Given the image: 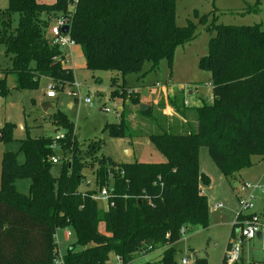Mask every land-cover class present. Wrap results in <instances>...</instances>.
Returning <instances> with one entry per match:
<instances>
[{"label": "trees", "instance_id": "trees-1", "mask_svg": "<svg viewBox=\"0 0 264 264\" xmlns=\"http://www.w3.org/2000/svg\"><path fill=\"white\" fill-rule=\"evenodd\" d=\"M73 3L68 35L80 47L86 70L113 75L111 87L119 77L139 73L146 63L152 70L161 60L171 66L174 50L195 37L191 22L176 26L174 0H8L0 10V46L9 61L0 68V96L8 90L9 76L20 91L37 88L41 77L50 80L55 94L74 83L61 51L46 38L49 23L67 15ZM14 14L18 21L12 28ZM206 30L213 36L199 69L210 74L212 101L185 107L182 98H167L173 115L186 122L146 136L163 156L162 163L116 164L97 157L100 142L95 141L81 150L72 123L56 110L44 120L55 133L62 130L61 139L27 137L19 140L18 152L3 154L0 264H52L54 233L67 228L81 249L69 247L63 264H108L113 256L131 264L148 248L149 253L161 251L157 263L176 264L172 245L181 239L180 230L186 234L208 226V203L199 190V148L207 149L227 181H235L250 165L251 155L264 157V31L218 24ZM129 89L124 83L116 85L111 98L139 97ZM104 131L111 138H133L122 121L106 124ZM10 133L9 125L1 127L0 142H10ZM52 157L60 158L57 177L50 173ZM86 168L93 172L98 191L107 188L112 204L107 209L91 198L97 190L79 191ZM17 180L29 181L27 194L16 190ZM240 214L235 221L249 217ZM221 264H226L224 257ZM233 264H245L242 255Z\"/></svg>", "mask_w": 264, "mask_h": 264}, {"label": "rangeland", "instance_id": "rangeland-1", "mask_svg": "<svg viewBox=\"0 0 264 264\" xmlns=\"http://www.w3.org/2000/svg\"><path fill=\"white\" fill-rule=\"evenodd\" d=\"M43 4H52L54 0H38ZM8 0H0V10L6 9ZM175 24L186 26L187 22L195 25L194 39L174 50L171 66L161 60L152 70L151 63H146L139 73H130L118 78L111 87V75L107 71L90 72L82 69L73 73L74 83L57 90L56 98L51 100L54 109L44 112L40 99L44 97L50 80L41 77L38 87L32 90L20 91L13 87L14 78H6L7 92L0 96V128L9 125L11 141L0 142V178L1 160L5 152H18L19 140L24 138L54 137L62 133L53 131V127L44 120L55 110L62 113L74 127V136L81 150H85L89 142H100L97 157H107L110 161L144 164H156L164 161L163 156L146 139L149 134L160 133L163 126H177L178 117L170 112L171 107L165 103L167 89L175 92L177 98L184 97L185 107H194L198 103L210 104L212 91L210 74L199 69V60L207 55L208 41L213 34L207 32L211 24L224 26H258L264 31V0H174ZM204 17L201 23L200 19ZM17 14L11 17V27L17 25ZM55 22L51 21L46 29V35H51ZM76 47V46H75ZM74 46L71 48H75ZM67 50V49H65ZM9 61L3 56L0 46V68H4ZM1 75V74H0ZM122 83L128 90L138 93L137 98L128 96L121 101L111 98V90ZM72 92L75 98L70 96ZM151 93L149 99L142 100ZM192 93V96L189 93ZM182 95V96H178ZM113 97V96H112ZM174 97V96H173ZM89 98L94 107L84 103ZM120 99V98H119ZM146 101V102H145ZM71 104V106H69ZM140 105L148 106L147 113L140 112ZM170 110H169V109ZM171 116L169 117V115ZM45 116V117H46ZM120 121L126 126L133 138H111L104 131L106 124ZM129 153V154H127ZM18 163L24 158L22 153L17 155ZM250 165L236 174L235 181L224 180L216 164L209 158L207 149L200 147L198 151V169L203 179H200L199 189L208 203V226L187 232L179 241L172 245L174 261L179 264L186 259L187 264H221L232 226L236 216L242 210L243 215L264 214V157L253 154L249 157ZM60 163L53 164L50 173L57 177ZM82 174L84 181L79 186L80 192H91L96 189L93 172L86 168ZM1 181V179H0ZM235 183H238L235 186ZM259 186L252 191V209H242L240 202L244 201L247 193L241 191L243 185ZM28 180H17V191L27 194ZM110 184L108 185V187ZM105 209V203H97ZM216 205H221L216 208ZM238 228L234 230V235ZM71 237L66 240L64 230H56L59 254L65 256L69 247L73 246L78 252L81 246L76 245L74 233L67 228ZM262 240L254 238L244 241L241 248L245 264H264ZM161 251L148 253L144 257L135 259L131 264H159L154 262Z\"/></svg>", "mask_w": 264, "mask_h": 264}, {"label": "built area", "instance_id": "built-area-1", "mask_svg": "<svg viewBox=\"0 0 264 264\" xmlns=\"http://www.w3.org/2000/svg\"><path fill=\"white\" fill-rule=\"evenodd\" d=\"M74 10V3L70 4L68 7L67 15H60L56 18H54L52 21L55 22V26L51 30V35H46V38L48 40V43L51 46L57 47L60 51H64L65 49H70L71 47L75 46L74 41L69 37V26L71 21V13ZM64 27L68 28V32L66 34L62 33V29ZM70 96L75 98V95L72 92H68ZM45 98L47 99H55L56 94L51 88V86L47 87V90L44 94ZM85 104H91V101L89 98L84 99ZM184 104H187V102H184ZM63 137L62 134H59L55 137L56 140L61 139ZM54 148V145H53ZM52 164L60 163L59 157H52L50 159ZM259 186H251L249 184L243 185L241 187V191L244 193H247V197L244 201H241V207L242 209H252V200L253 195L252 191L259 190ZM91 198L96 201V203L104 202L105 203V209L112 206L111 203H108V191L106 187H103L99 194H95L91 196ZM216 208H220L221 205H216ZM240 215L242 216H249L248 218H241L234 222V230L238 228L237 233L234 235V232L232 233L229 244L226 249V254H224V261L226 264H233L237 262L241 256V248L244 241H251L254 238H256L257 235H260V240H262V252L264 254V215H254V214H248L243 215L242 210H240ZM64 230V236L68 240L71 237V233L67 231V229ZM180 234L182 237L184 234V229L182 228L180 230ZM54 240L56 243V249H55V256L53 258L52 264H63V259L59 254V248L57 243V236L56 231L54 233ZM151 251L150 248L147 249V251H142L140 253V258L144 257ZM108 264H121V260L119 257L113 256L112 259L108 262ZM179 264H187L186 259H182Z\"/></svg>", "mask_w": 264, "mask_h": 264}, {"label": "crops", "instance_id": "crops-1", "mask_svg": "<svg viewBox=\"0 0 264 264\" xmlns=\"http://www.w3.org/2000/svg\"><path fill=\"white\" fill-rule=\"evenodd\" d=\"M76 46V47H75ZM74 47V49L73 48H70V49H67V50H64V51H61V53H62V61H63V65L65 66V67H67V68H70L71 69V71H72V76H73V73L74 72H78V71H80V70H82V69H85V60H84V56H83V53H82V51H81V49H80V47L79 46H77V45H75ZM111 75V74H110ZM111 76H113V75H111ZM1 77V76H0ZM73 81H74V78H73ZM38 83H39V81H38ZM13 85H14V82H13ZM167 94H168V96L169 95H172L171 97H176L175 95H177V94H175V92H173L172 90H169V89H167ZM189 95L190 96H192V93L190 92L189 93ZM151 96V93L149 92V95H147L146 97H140L142 100H146V101H148L147 99H149V97ZM178 96H182V95H178ZM171 97H169V98H171ZM167 98L168 97H166L165 96V103L167 102ZM182 99L184 98L183 96L181 97ZM51 100H53V99H47V98H45V96L43 97V98H41L40 99V101H41V108L42 107H44L45 109H47V108H49V104L51 105V103H50V101ZM116 100H118V101H121L122 102V100L121 99H116ZM145 101V102H146ZM183 102H186L185 101V99H183ZM124 102H122V104H123ZM198 104H201V103H198ZM197 104V105H198ZM45 105V106H44ZM90 105H94L93 104V102H91V104H89V106ZM196 105V106H197ZM69 106H71V104H69ZM148 107V106H147ZM53 108H55V105L53 106ZM169 109V108H168ZM49 109H47V111H48ZM148 110H149V108H148ZM170 110V109H169ZM170 112H172V109L170 110ZM173 113V112H172ZM171 116V114L169 115V117ZM175 116V115H174ZM172 117V116H171ZM179 118V117H178ZM179 121H178V123H177V125L179 126V124L182 122V123H184V122H186L185 120H183V119H178ZM188 121L189 122H192L193 121V118L191 117V115L190 114H188ZM127 154H129V153H127ZM238 185V183H236L235 184V186H237ZM14 186H15V188H16V190H17V187H16V181H15V183H14ZM200 190V189H199ZM200 193L203 195V192L200 190ZM100 232H103V226H100ZM66 239V238H65ZM67 240V239H66ZM155 252H157V251H155ZM155 252H153V253H155ZM242 255V254H241ZM242 258H243V255H242ZM158 259V258H157ZM157 259H155L154 260V262H156V261H158ZM244 260V259H243ZM147 264V263H146Z\"/></svg>", "mask_w": 264, "mask_h": 264}, {"label": "water", "instance_id": "water-1", "mask_svg": "<svg viewBox=\"0 0 264 264\" xmlns=\"http://www.w3.org/2000/svg\"><path fill=\"white\" fill-rule=\"evenodd\" d=\"M68 32V28L67 27H64L63 29H62V33H64V34H66ZM45 106V105H44ZM49 106V108H47V109H53V106L52 105H48ZM90 107H94V105H90ZM47 109H45L44 107H42V110L44 111V112H46L47 111ZM148 111V107L147 106H145V105H140V112L141 113H146ZM236 184V183H235ZM256 238L258 239V240H260V235H257L256 236Z\"/></svg>", "mask_w": 264, "mask_h": 264}]
</instances>
